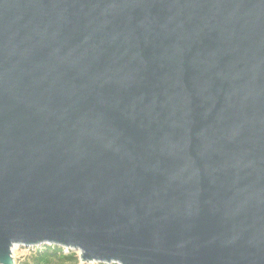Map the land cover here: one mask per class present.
Returning a JSON list of instances; mask_svg holds the SVG:
<instances>
[{"label":"water","instance_id":"1","mask_svg":"<svg viewBox=\"0 0 264 264\" xmlns=\"http://www.w3.org/2000/svg\"><path fill=\"white\" fill-rule=\"evenodd\" d=\"M264 264V0H0V264Z\"/></svg>","mask_w":264,"mask_h":264},{"label":"trees","instance_id":"2","mask_svg":"<svg viewBox=\"0 0 264 264\" xmlns=\"http://www.w3.org/2000/svg\"><path fill=\"white\" fill-rule=\"evenodd\" d=\"M26 255L16 264H108L104 262L84 263L75 250L51 244L27 247ZM117 264V263H110Z\"/></svg>","mask_w":264,"mask_h":264},{"label":"rangeland","instance_id":"3","mask_svg":"<svg viewBox=\"0 0 264 264\" xmlns=\"http://www.w3.org/2000/svg\"><path fill=\"white\" fill-rule=\"evenodd\" d=\"M27 251V247L14 245L12 247V256L14 259V263L16 264L18 260L22 259L26 255Z\"/></svg>","mask_w":264,"mask_h":264}]
</instances>
